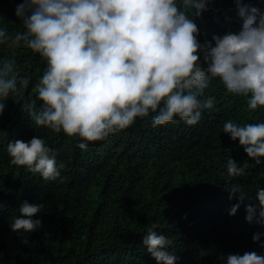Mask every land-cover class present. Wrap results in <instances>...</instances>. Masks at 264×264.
<instances>
[{"label": "trees", "instance_id": "1", "mask_svg": "<svg viewBox=\"0 0 264 264\" xmlns=\"http://www.w3.org/2000/svg\"><path fill=\"white\" fill-rule=\"evenodd\" d=\"M22 2L0 0V27L10 34L23 30L16 15ZM245 3L264 12V0ZM189 11L201 43L241 28L233 0H215L199 16L195 8ZM13 58L28 84L3 101L0 115V264H157L143 245L152 224L173 241L176 264H226L227 255L252 251L264 256V224L246 220V206L255 205L256 191L264 188V158L257 165L239 140L223 133L227 120L264 122V109L249 111L246 98L216 79L205 90V98L214 97V108L205 110L197 125L176 118L153 127L150 115L82 150L78 136L37 127L23 110L24 103L36 99L33 88L46 61L23 47L0 46V60ZM33 136L46 140L65 164L61 179L46 181L10 164L8 143ZM229 157L248 164L247 175L232 181L243 184L250 197L235 216L229 211L240 201L229 199L225 190ZM25 200L45 205L34 217L43 226L17 234L10 222ZM256 233L259 243L253 240ZM25 237L28 244L22 242ZM202 250L209 254L201 257Z\"/></svg>", "mask_w": 264, "mask_h": 264}, {"label": "clouds", "instance_id": "2", "mask_svg": "<svg viewBox=\"0 0 264 264\" xmlns=\"http://www.w3.org/2000/svg\"><path fill=\"white\" fill-rule=\"evenodd\" d=\"M215 0H23L16 15L23 30L9 33L0 27V46L26 48L46 61V68L33 91L36 99L24 103L32 123L59 134L79 137V148L131 127L137 118L152 115L153 127L174 123H199L205 110L214 108V97L205 90L218 79L228 92L247 100L249 111L264 109V12L233 0L242 21L238 31L214 35L201 43L196 16L209 10ZM2 20V17H0ZM28 81L19 75L15 59L0 60V115L3 103ZM37 102L39 104L37 105ZM154 114V115H153ZM223 133L239 140L247 157L257 165L264 158V122L223 123ZM10 164L26 167L46 181L61 179L58 162L46 140L8 143ZM225 190L235 216L240 204L250 198L243 184L233 179L247 175L248 164L226 162ZM255 205L246 206L249 223L264 224V188L256 191ZM45 205L23 201L10 228L20 234L43 226L35 219ZM152 224L143 238L147 252L157 264H176L170 251L173 241ZM261 234L253 235L259 243ZM28 244L27 237L22 240ZM264 247V244L261 245ZM201 251L200 256L208 255ZM226 264H264L255 251L229 254Z\"/></svg>", "mask_w": 264, "mask_h": 264}]
</instances>
